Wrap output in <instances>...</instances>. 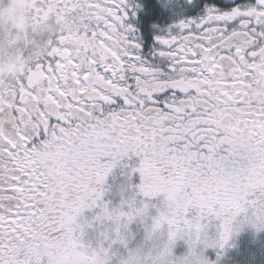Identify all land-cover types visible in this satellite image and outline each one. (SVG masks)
Returning <instances> with one entry per match:
<instances>
[{"label":"snow or ice","instance_id":"1","mask_svg":"<svg viewBox=\"0 0 264 264\" xmlns=\"http://www.w3.org/2000/svg\"><path fill=\"white\" fill-rule=\"evenodd\" d=\"M29 7L47 45L0 73V264H31L9 258L30 246H78L76 218L102 195L90 186L101 182L100 157L131 152L156 168L162 182L145 195L167 192L173 236L199 233L213 216L227 232L242 205L264 198V0L206 3L156 35L148 55L130 0ZM99 131L90 161L55 165Z\"/></svg>","mask_w":264,"mask_h":264},{"label":"clouds","instance_id":"2","mask_svg":"<svg viewBox=\"0 0 264 264\" xmlns=\"http://www.w3.org/2000/svg\"><path fill=\"white\" fill-rule=\"evenodd\" d=\"M30 3L31 0H0V73L5 76L17 72L23 63L46 50L47 38L43 33L47 28L34 26ZM22 52L26 53L23 57ZM102 135L103 131H99L95 135L82 137L70 154L64 152L54 158L55 165L58 168H74L90 161L100 144L98 137ZM132 156L138 157V162L130 163ZM99 159L101 182L96 183L93 179L90 186L102 195L99 204H85L76 218L78 246L64 239L48 248L26 247L25 256L11 254L10 259L27 258L31 264H224L226 248L235 246L234 237L245 225L256 230L264 229V198L258 197L255 208L242 205L246 210L230 217L227 232L222 227L223 216H213L208 222L210 226L202 228L199 233L181 230L173 236L167 222L171 203L167 192L145 195L162 182L156 168L147 159L131 152ZM142 159L144 163H141ZM136 173L140 177L138 183L133 180ZM110 176L117 181L116 187L121 197L117 203L103 199L109 191L110 186L105 185ZM58 182L69 189L73 187L66 176L58 177ZM163 182L169 188L176 187L168 178H164ZM249 190L258 191L254 188ZM155 197H160L158 203L153 202L152 198ZM214 207L219 208V205ZM150 208H154L155 212ZM86 209L98 210L86 216ZM216 220L218 224L211 223ZM134 221L143 225V235L139 239L131 228ZM88 229L95 230L94 238L86 239ZM181 240L186 247L177 252V241ZM209 248L216 250L215 259L206 254Z\"/></svg>","mask_w":264,"mask_h":264},{"label":"flooded vegetation","instance_id":"3","mask_svg":"<svg viewBox=\"0 0 264 264\" xmlns=\"http://www.w3.org/2000/svg\"><path fill=\"white\" fill-rule=\"evenodd\" d=\"M209 2H215L217 6H227L234 2H243V0H130L129 11L134 14L128 17V21L135 26L136 38L141 43V52L146 55L150 54L158 43L155 39L156 35L167 30L169 25H173L180 19L201 15L204 5ZM138 159V157L132 156L130 163L138 162ZM118 171L119 169H117ZM139 179V174L136 173L133 176L134 182L138 183ZM116 183L117 181H114L111 176L108 178L105 187H110L103 199L110 200L113 193L110 195L109 192L118 191ZM159 199L160 197H157V200L153 202L156 203ZM95 211L86 209L85 215H93ZM224 264L230 263L224 260Z\"/></svg>","mask_w":264,"mask_h":264},{"label":"rangeland","instance_id":"4","mask_svg":"<svg viewBox=\"0 0 264 264\" xmlns=\"http://www.w3.org/2000/svg\"><path fill=\"white\" fill-rule=\"evenodd\" d=\"M112 196L110 200L112 203H117L120 200L118 191L109 192ZM115 194V195H114ZM153 201L157 197L152 198ZM159 201H156L158 203ZM154 213L155 209L150 208ZM98 210V209H94ZM211 223L218 224L219 222L213 221ZM131 228L137 233V239L143 235V225L139 221H134ZM96 232L94 229H88L86 239L94 238ZM235 246L226 248V255L223 259L230 264H264V229L256 230L250 225H245L244 229L234 237ZM117 247V246H114ZM123 250L122 246H119ZM186 247L184 241H177L176 251L180 252ZM206 254L212 258H216L215 249H207Z\"/></svg>","mask_w":264,"mask_h":264},{"label":"trees","instance_id":"5","mask_svg":"<svg viewBox=\"0 0 264 264\" xmlns=\"http://www.w3.org/2000/svg\"><path fill=\"white\" fill-rule=\"evenodd\" d=\"M115 195V194H114Z\"/></svg>","mask_w":264,"mask_h":264}]
</instances>
